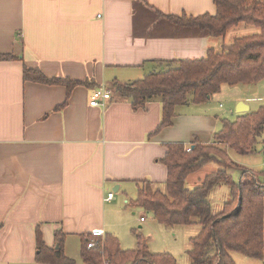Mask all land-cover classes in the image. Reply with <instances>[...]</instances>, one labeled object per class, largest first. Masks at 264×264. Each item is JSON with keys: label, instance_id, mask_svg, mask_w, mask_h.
Here are the masks:
<instances>
[{"label": "crops", "instance_id": "1", "mask_svg": "<svg viewBox=\"0 0 264 264\" xmlns=\"http://www.w3.org/2000/svg\"><path fill=\"white\" fill-rule=\"evenodd\" d=\"M159 12L199 17L217 8L214 0H0V55L17 58L0 61V264H38V237L58 248L57 232L71 258L72 238L112 234L106 211L116 193L143 182L166 189L168 144L214 142L227 117L213 97L178 107L173 125L158 131L161 98L136 110L116 92L165 62L221 50L225 38L180 28ZM25 66L96 85L76 87L63 106L67 89L24 82ZM98 89L112 94L104 107L90 105ZM248 100L238 97L229 112L241 102L252 110ZM185 227L198 228L192 238L200 233Z\"/></svg>", "mask_w": 264, "mask_h": 264}, {"label": "trees", "instance_id": "2", "mask_svg": "<svg viewBox=\"0 0 264 264\" xmlns=\"http://www.w3.org/2000/svg\"><path fill=\"white\" fill-rule=\"evenodd\" d=\"M214 3L215 15L169 16L160 12L158 15L180 28L207 32L214 39L225 38L231 29L241 24L254 26L259 32L236 38L231 44L223 45L220 51L209 49L206 57L200 60L165 62L159 72L116 88L119 95L132 99L136 110L144 108L153 98H161L163 111L158 131L173 125L176 109L180 106L206 103L225 85L257 84L264 79V0H214ZM15 59L13 55H0V61ZM165 66L169 70L164 71ZM23 80L64 86L67 100L63 106L67 105L76 87L96 85L92 80L49 78L41 70L27 66L23 70ZM260 138L264 145V105L256 112L240 114L235 122L224 119L222 129L213 136L214 142L210 145H203L197 139L188 146L168 144L162 160L168 168L166 189L153 190L150 182L137 183L138 196L131 201V206L152 213L164 227L198 226L200 233L191 239L187 251L191 264H236L234 253L264 264V182L235 163L229 154L231 151L240 155L255 153ZM209 163L218 164L220 170L193 189L187 188L189 176ZM234 172H238L237 176ZM221 186L228 187L229 199L221 213L215 214L210 195ZM56 241L58 248H50L41 236L38 237L36 262L76 264L65 254L62 232L56 233ZM89 242H95L96 246L89 249ZM81 257L87 264H178L168 253H152L141 234H137V247L132 251L124 250L113 234L82 235Z\"/></svg>", "mask_w": 264, "mask_h": 264}, {"label": "rangeland", "instance_id": "3", "mask_svg": "<svg viewBox=\"0 0 264 264\" xmlns=\"http://www.w3.org/2000/svg\"><path fill=\"white\" fill-rule=\"evenodd\" d=\"M259 29L242 24L238 28L231 30L225 37L224 43H221L219 49L223 45L231 44L236 38L245 37L257 34ZM224 39V38H223ZM167 67L163 69L167 71ZM169 70V69H168ZM245 97L252 105L250 112L258 111L264 105V79L257 84H246L239 86L222 87L219 94L214 95V102L221 105V112L226 113V117L231 122L237 121L240 114H237L238 104L232 113L229 111L234 107L235 101L238 97ZM263 139H259L256 146V152L250 155H240L233 151L229 152L232 160L239 166L252 171L258 178L264 182V145ZM221 146V145H220ZM224 147V146H222ZM220 170V166L216 163H209L203 170L193 175L188 181L187 188L193 189L192 182L196 178L203 181L207 176L216 173ZM238 172H234L237 176ZM157 187H152L156 190ZM229 190L227 186H221L215 189L210 195V200L215 214L221 213L224 203L229 199ZM122 194V193H121ZM115 194L116 200L109 203L107 206L106 218L111 228L110 233L119 239L121 247L124 250H134L137 247V234H141L147 241L150 251L154 254L168 253L172 255L178 264H191L187 251L190 249V238L198 233L197 227H164L160 225L152 213L146 212L143 208L132 207L131 201L136 200L138 196V189L131 187L124 195ZM127 202V203H126ZM144 217L146 223H141V218ZM70 251L69 255L76 264H87L81 257L82 240L79 238H72L69 240ZM236 264H263L260 260L250 259L240 253L232 254Z\"/></svg>", "mask_w": 264, "mask_h": 264}, {"label": "built area", "instance_id": "4", "mask_svg": "<svg viewBox=\"0 0 264 264\" xmlns=\"http://www.w3.org/2000/svg\"><path fill=\"white\" fill-rule=\"evenodd\" d=\"M111 98H112V94L110 91L105 90V89H98V90H95V92L93 93L90 105L92 107H104L105 103L107 101H110ZM188 151H190V149ZM113 198H114V194H109L106 200L111 201V200H113ZM144 220H145V218L141 219V221H144ZM91 235L93 237H103L104 232H103V230H93L91 232ZM95 246H96L95 242H89L88 243L89 249H92Z\"/></svg>", "mask_w": 264, "mask_h": 264}, {"label": "water", "instance_id": "5", "mask_svg": "<svg viewBox=\"0 0 264 264\" xmlns=\"http://www.w3.org/2000/svg\"><path fill=\"white\" fill-rule=\"evenodd\" d=\"M249 111H250V108H249V106L247 104L241 102L238 105V108H237V113L238 114H246Z\"/></svg>", "mask_w": 264, "mask_h": 264}]
</instances>
